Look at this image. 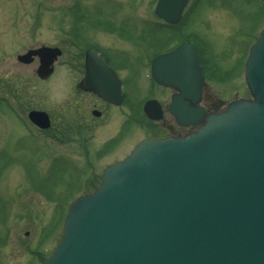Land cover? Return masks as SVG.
<instances>
[{"label": "water", "instance_id": "1", "mask_svg": "<svg viewBox=\"0 0 264 264\" xmlns=\"http://www.w3.org/2000/svg\"><path fill=\"white\" fill-rule=\"evenodd\" d=\"M187 2L157 0L154 13L173 24ZM86 53L83 87L119 104L115 72ZM60 54L41 46L17 60L37 56L35 74L47 79ZM150 74L174 90L168 111L178 126L194 128L142 139L107 166L92 192L69 203L58 243L40 264H264V27L244 63L248 99L212 101L216 111L200 105L204 74L188 43L156 55ZM143 111L161 117L155 100ZM27 116L40 129L50 126L44 111Z\"/></svg>", "mask_w": 264, "mask_h": 264}, {"label": "rangeland", "instance_id": "2", "mask_svg": "<svg viewBox=\"0 0 264 264\" xmlns=\"http://www.w3.org/2000/svg\"><path fill=\"white\" fill-rule=\"evenodd\" d=\"M155 3L0 0V264H39L41 252L48 255L62 233L68 204L91 191L103 169L149 132L145 119L133 121L125 129L128 139L112 144L120 126L122 130L119 118L123 113L113 111L116 124L112 118L90 115L92 101L74 90L70 56L87 42L99 49L125 52L132 66L131 72H121L127 106L139 120L138 102L150 85L149 70L143 65L163 45L166 34L154 25ZM177 27L181 40L194 35L192 42L207 61L206 71L214 66L204 88L206 104L226 105L235 97H250L239 73L250 45L264 27V2L189 0ZM64 29L74 32L80 46ZM108 30L112 36H103L102 31ZM42 45L63 51L45 80L35 75L37 59L29 64L16 59ZM168 94L157 96L166 103ZM31 109L50 115L48 130L28 120Z\"/></svg>", "mask_w": 264, "mask_h": 264}, {"label": "flooded vegetation", "instance_id": "3", "mask_svg": "<svg viewBox=\"0 0 264 264\" xmlns=\"http://www.w3.org/2000/svg\"><path fill=\"white\" fill-rule=\"evenodd\" d=\"M184 12H185V10L182 13V17L184 16ZM156 21L157 22L154 24V25H156L155 27L156 28H162V31L166 34L163 37V45L160 48H157L156 51H153L150 54L151 57L149 56L150 59L148 60V63L144 62V65H143V66L147 67L149 70L148 77H149L150 85H148L146 88L148 91L146 93V95H144L143 98L140 99L138 102L139 111H138V113L136 112L137 113L136 115L138 116L139 120L134 119V117L132 116L133 111H131V109L128 108V106H127L128 105L127 92L124 91V86L126 85V83H125L126 80L122 76L121 72H122V70H128L129 72H131L132 66H131V64L127 63L125 52H122V51L116 52V51L108 50V49L107 50L99 49L98 47L94 46L93 44H89L90 42H87V43H81V44H84L82 46L81 50H79L78 52L71 53L72 54L70 56L72 59L71 68L73 69L72 72L74 73V76H75L74 81H73L74 90L76 91V94L86 95L92 101V105L90 108V115L93 118H107V119L112 118L111 120H113L114 124H116L118 122V120L113 119V114L115 113L113 111H115V109H116V113L118 115H119V113L120 114L123 113L122 118H119V122H120V119L122 121V125H123L122 130H121V126H120V128L118 130L119 134L116 138H114L111 141L112 144L117 143V145H118L121 143V141H123V142L126 141L128 139V135H127V132L125 131V129L128 126H130L131 124H133V121L139 122L143 119H145L144 121L149 126L150 130L141 139L164 138L167 136L176 135L180 132L184 133V132H187V131L192 129V127L184 128L182 126H178L174 116L168 111V103L170 101L171 95L174 92V90L171 88H166V87H163V86L156 84L150 77V63H151V60L153 59V57L158 55V54L173 50L177 45H179L182 42L191 44L196 49V52L198 55V61H199V64L203 70V73H204L205 84L203 86V94H202L201 102H200L201 105L204 106L208 111L219 110L216 108L213 109L212 108L213 104L211 102H210V105L212 104L211 106L208 103L207 104L205 103L207 99H206V95L204 92V90H205L204 88L207 84L206 81L208 80V77H209L208 72H210V70H211V72H214L213 71L214 66L212 65L210 70L206 71L207 61L202 58L201 53H200V49H197L196 46L194 45V43L192 42V38L194 35L192 37L188 36L190 38L185 37L184 41H181V39L179 38L180 30H179V27H177L181 20L179 22H177L176 24H168L162 19H157ZM63 31H64L65 35H68L69 37L72 36L71 38H74L75 42L78 43L77 45L80 46L79 42L75 39V37H73L74 32L71 29L70 30L64 29ZM110 33H113V32L111 30L102 31L103 36L106 34L111 35ZM87 50H91L93 53H95L97 56H99L103 60V62L106 64V66L115 72V74H116V76L120 82L121 101L119 104H114V103L108 102V101L104 100L103 98L99 97L97 94H95L92 91L85 89L83 87L82 81H83L85 74H86L85 62H86V54H87L86 51ZM62 53H63V51L61 50V54L59 56H61ZM149 57H147V59ZM35 59H37V58L35 57L34 60ZM57 59L53 63V72L55 69V63L57 62ZM229 72L232 75L230 70H229ZM240 74L241 75L243 74V77H244V66H243L242 70L240 71L239 75ZM225 77L227 79L228 75ZM220 79L223 80L222 77ZM244 85L246 86V83ZM150 86H151V88H148ZM153 86H155L157 88L156 89L157 91L153 90ZM164 92L165 93L169 92L168 101L166 103H163L161 98L157 96L158 93L164 94ZM235 99H238V97H235L232 100H235ZM148 100H155L159 103L160 108H161L160 119L153 120V119L148 118L145 115V113L143 111V104ZM232 100H230V101H232ZM121 111H122V113H121ZM47 115H48L49 120H50V126H49V128H50L51 127V117L48 113H47ZM141 139H139V140H141ZM139 140H137L131 147H129V149H128V151H126V153L123 152L122 156L120 158L113 160V162L123 159L131 151V149L139 142ZM107 145H109V143ZM44 257H46V255L43 256L42 252H41L40 257H39V262Z\"/></svg>", "mask_w": 264, "mask_h": 264}, {"label": "trees", "instance_id": "4", "mask_svg": "<svg viewBox=\"0 0 264 264\" xmlns=\"http://www.w3.org/2000/svg\"><path fill=\"white\" fill-rule=\"evenodd\" d=\"M183 40H181V41H184V39H185V36L182 38ZM95 187V186H94Z\"/></svg>", "mask_w": 264, "mask_h": 264}]
</instances>
